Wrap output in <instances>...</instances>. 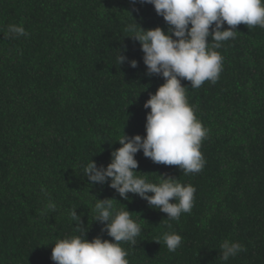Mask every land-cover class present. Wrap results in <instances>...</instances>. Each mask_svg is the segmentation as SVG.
<instances>
[{"label": "trees", "instance_id": "obj_1", "mask_svg": "<svg viewBox=\"0 0 264 264\" xmlns=\"http://www.w3.org/2000/svg\"><path fill=\"white\" fill-rule=\"evenodd\" d=\"M168 26L150 4L130 0H0V264H54L57 238L79 235L69 211L88 228L86 239L112 238L94 221L95 198L114 199L141 226L130 264H264V29L236 27V38L216 49L223 70L213 85L192 89L189 104L208 130L199 173L153 163L137 153L135 170L179 179L195 187L194 205L179 220L134 194L123 200L108 183L83 176L93 160L111 162L125 135L144 137L149 94L164 83L147 75L137 41L125 27ZM28 36L10 38L8 25ZM225 24L222 30H227ZM209 38L208 43H211ZM136 60L119 66L117 55ZM110 183V181H109ZM42 188L46 190L42 192ZM151 195V193H149ZM49 198L55 212L42 214ZM170 225V227H169ZM175 232L181 246L170 252L163 235ZM244 247L228 261L220 245ZM159 241V244L156 243Z\"/></svg>", "mask_w": 264, "mask_h": 264}, {"label": "clouds", "instance_id": "obj_2", "mask_svg": "<svg viewBox=\"0 0 264 264\" xmlns=\"http://www.w3.org/2000/svg\"><path fill=\"white\" fill-rule=\"evenodd\" d=\"M130 3L152 5L168 26L167 32L160 27L145 30L132 19L134 23L125 27L130 33L126 37L140 45L146 74L162 77L164 83L155 94H149L143 105L144 109H150L146 115V135L129 137L123 132L117 142L120 147L111 152V162L105 167L91 160L84 167L83 176L91 184L108 183L123 200H128L130 193L139 196L150 207L167 214L166 220H179L193 208L195 187L163 175L158 176V182H150L148 174L135 171L139 166L135 157L142 151L153 163L178 166L184 175L203 170L206 161L200 149L208 130L196 117L187 99V87L181 81H189L192 89L200 88L206 81L214 85L223 70V57L216 49L222 47V42L236 38L235 29L240 24L249 29L255 26L264 29V0H130ZM225 24L229 27L222 30ZM7 34L10 38L29 35L23 24L8 25ZM117 60L119 66L126 62L133 69L138 66L136 60L129 61L123 54L118 53ZM42 192L47 195L43 188ZM95 201L94 221L104 226L101 231L112 242L100 237L89 242L83 214L77 215L76 209H72L69 216L79 235L55 240L51 252L54 264H130L129 252L122 242L135 246L141 226L125 207L114 208L116 200L95 198ZM56 210V203L49 198L42 214ZM162 239L167 249L175 252L183 238L167 232ZM220 249L224 261L244 251L243 245L229 239L222 241Z\"/></svg>", "mask_w": 264, "mask_h": 264}]
</instances>
